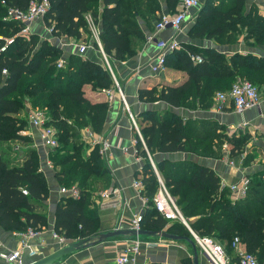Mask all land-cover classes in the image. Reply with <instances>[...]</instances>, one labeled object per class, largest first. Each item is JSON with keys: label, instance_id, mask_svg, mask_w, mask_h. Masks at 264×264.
<instances>
[{"label": "trees", "instance_id": "obj_1", "mask_svg": "<svg viewBox=\"0 0 264 264\" xmlns=\"http://www.w3.org/2000/svg\"><path fill=\"white\" fill-rule=\"evenodd\" d=\"M5 1L0 0V46L3 42L1 36L15 35L21 28L20 22L4 18L7 7L13 5L26 9L30 3V0ZM179 1L165 0L167 9L176 8ZM50 2V9L44 17L52 28V35L84 41L85 34H91L86 18L90 13L100 27L102 47L110 61H123L133 56L146 40L140 20L154 29L163 13L162 0ZM223 5L224 0L214 8L217 31L236 29L239 23L242 28L247 27V38L255 37L256 41L264 42V15L254 13L252 9L245 14V0H236L226 11L222 10ZM208 21L209 25L215 26L210 18ZM38 35L36 32L28 38L17 35L7 50L0 52V143L26 140L19 131L29 122L28 117L17 116L26 110V100L34 108L46 110L49 124L56 127L59 138V145L50 152L52 164L57 168L56 178L61 186L76 184L81 190L79 198L62 197L56 208L55 230L72 241L103 230L99 227L97 208L91 207L96 202L92 196H99L102 188L99 182L107 186L110 180L99 144L89 148L82 135L87 128L93 133H102L109 103L91 101L83 86L89 83L95 90L107 89L114 85V78L102 63L78 53L69 54L65 65L58 67L64 49ZM93 43L98 48L97 43ZM191 53L200 55L202 60L194 61ZM166 64L167 68L184 71L187 78L181 84L163 85L161 89L141 87L139 99L163 100L173 106L194 102L208 109L214 104L215 94L228 90L238 78L251 80L259 90L264 88V56L253 53L229 57L217 51L200 54L181 43L180 48L167 55ZM5 68L6 74L3 72ZM141 116L144 123L139 122L140 130L153 158L157 152L180 151L219 157L223 155L225 143L231 156H239L252 138L250 132L243 130L230 135L224 129L225 125L213 121H184L182 116L169 110L162 114L148 110ZM137 148L145 158L142 192L149 202L142 215L141 227L164 229L170 221L157 210L154 202L161 183L139 137ZM0 149V227L8 232L23 231L30 226L36 229L47 227L45 202L49 186L38 164L36 151L28 147L23 161L13 163L4 157L6 150ZM254 156L253 153L247 154L244 164L249 165ZM157 169L195 232L227 245L228 252L234 249L232 242L239 236L246 249L264 264V170L249 174L247 195L233 200L231 191L222 186L215 170L192 159L158 160ZM23 189H27L28 194H24ZM170 230L192 237L187 226L177 220L171 222ZM236 258L238 260L237 254ZM185 264L193 263L186 258Z\"/></svg>", "mask_w": 264, "mask_h": 264}, {"label": "crops", "instance_id": "obj_2", "mask_svg": "<svg viewBox=\"0 0 264 264\" xmlns=\"http://www.w3.org/2000/svg\"><path fill=\"white\" fill-rule=\"evenodd\" d=\"M221 1L222 0H203L199 6L190 9V13L180 32H177L173 28H167L161 32L160 36L166 40L175 36L180 43L192 47L200 54L217 51L225 54L227 57L234 54L246 53L264 56V42L256 41L255 37L247 38V27L242 28V26L237 23L236 29H231L229 27L230 29L224 32L216 30L215 22L217 19L215 20L214 8H217ZM235 1L236 0H224L222 10L226 11L228 7L232 8ZM162 9L164 12L168 10L165 0H162ZM251 9L254 13L264 15V0H245V14L251 11ZM209 18L214 22L215 26L208 24ZM140 24L146 34V40L137 48V52L133 56L123 61L113 60V67L111 66L116 80L122 88L129 111L125 108L124 102L118 94L113 101L110 102L108 100L106 93L108 88L95 90L89 83L83 86L85 95L91 101L109 103L103 131L102 133L95 134L98 139H106L109 142L108 149L105 152H100L107 164L110 180L107 186H103L101 182L98 184L99 187H102L100 190L117 187L119 192L115 199L113 198L112 201L107 200V202H104L106 200H103L100 196H92V200L96 202L91 205V207L94 208L95 206L97 208L98 217L102 223L100 227L103 229L114 226L120 217L123 218L121 220V226H128L132 217L135 214H144L149 204L147 197H145L142 192L145 184L143 183L142 190H138L133 184L136 179L142 180L145 158L139 153L137 148L138 142H134L139 136L131 121V114L138 122V126L139 122L144 123L141 116L143 112L154 110L162 114L164 111L169 110L182 116L184 121L188 119L190 121L192 120L193 123L199 121H213L225 125L224 129L230 135L240 130L251 133L252 143H249L243 151L242 154L244 157H241L242 154L234 157L231 156L229 147L225 148L223 144V155L216 158L195 155L189 151L157 152L155 158L151 156L156 164L158 160L162 159H192L199 164L213 168L220 176L221 183L224 182L226 184L238 181L241 178H247L249 174L264 170V130L262 128L264 123V88L261 87L262 90L260 89L261 101L259 106L250 108L244 113L236 112L232 103H229V105L225 106L222 110H219L215 104L207 109L194 102L184 106H173L163 100L151 102L139 99V88L141 87L149 89L155 87L161 89L163 85L181 84L187 78L186 73L177 68L168 67L167 70L161 74L153 72L151 62L160 53V50L154 41L147 40V36L152 33L154 29L149 28L143 20H140ZM205 25L206 28L204 29ZM32 28L33 32L39 35L40 33H45L44 26L43 28L42 25L40 26L39 20L33 24ZM34 28L37 29L34 31ZM46 33V37H51L52 34L50 32ZM85 36L91 37V34H85ZM52 40L55 44H58L64 49V57H67L71 53H78L91 60L102 63L101 55L103 54L100 49L94 45L92 38L90 42H85L83 40L75 41L74 39L66 37H64V39L53 37ZM81 42L87 44V48L83 53L79 52V44ZM110 88L115 89L114 86ZM115 92L117 93L116 90ZM26 105L27 107L23 115H27L28 111L33 107L30 102H27ZM30 126L33 135L36 137V144L40 146V148L37 149H39L42 170L47 177L49 186V195L45 202V210L48 215V226L43 228L41 235L33 238L32 242L37 243L38 246H42L43 255H46L60 247L59 242L53 237L52 233L53 230H55L57 205L61 198L67 195L61 192L62 186L55 174L57 168H55L53 164L48 165L46 162L48 150L41 144L38 130L32 125ZM233 126L234 128L236 126L239 128L234 129ZM87 129L82 131V135L87 145H89V148L99 144L101 149L102 143L88 141L85 135ZM224 129L220 130L224 131ZM253 132L257 135H253ZM15 150L17 152L20 151L18 144L15 145ZM19 153L22 155V150ZM252 153L255 154L254 159L249 165H245L243 162L245 156ZM22 156L24 157V155ZM224 187L227 186L224 185ZM171 222L172 221L168 223V226H170ZM0 241L9 248H15L18 245L17 237L12 232L5 231L1 227ZM126 243L127 240L106 241L70 256L61 264H119L116 258ZM198 251L199 264H214L199 248ZM236 254L235 249H232L231 252L227 251V255L230 257L232 264H236L238 261ZM192 255V248L187 242L166 239L157 246H149L143 243L137 259V264H185L186 258H190L193 263ZM0 264L10 263L0 259Z\"/></svg>", "mask_w": 264, "mask_h": 264}, {"label": "built area", "instance_id": "obj_3", "mask_svg": "<svg viewBox=\"0 0 264 264\" xmlns=\"http://www.w3.org/2000/svg\"><path fill=\"white\" fill-rule=\"evenodd\" d=\"M202 1L203 0H180L177 10L175 12H163L160 15L159 19L155 23L153 32L147 36V40L154 41L160 50V53L151 62V68L156 74H161L165 72V70H167V55L181 47L180 41H178L175 36L169 40H166L160 36L161 32L167 28H173L177 32H180L183 28L184 22L186 21L190 13V9L192 7L199 6ZM3 3H6V1L3 0ZM50 6V0H30V3L26 9L20 8L18 6L9 5L7 7V12L4 18L20 22L21 28L15 35L8 37L1 36L3 42L0 46V52H5L9 45L13 43L17 35H21L28 38L33 33V24L37 22L40 18H43L45 16V14L50 9ZM86 18L91 33V38L97 43L98 48L104 55V58L107 62V65L114 78L115 85L117 87V93L113 88H108L106 90L107 98L111 102L118 94V96L124 102L125 108L127 109V111H129V107L126 103L122 88L118 84L116 77L113 73L112 67L109 64L108 57L106 56L103 50L100 39V28L90 13L86 14ZM48 30L50 31V33L52 32L51 27H49ZM86 48L87 44H79L80 53H83ZM190 55L194 61L200 62L202 60V57L200 55L192 53ZM65 63L66 57L63 56L58 60L57 66L62 67L65 65ZM3 72L6 74L7 69L5 68ZM260 101L261 92L258 86L247 78H238L228 90L219 91L214 96V104L217 105V108L219 110H222L225 106L229 105V103H232L235 111L239 113H244L250 108L259 106ZM130 116L131 121L135 129L137 130L138 136L149 155L151 165L155 170L156 174L158 175L161 183L160 189L154 198L155 207L157 208V210L169 221H182L189 228V231L191 232L192 238L196 242L197 247L203 253H205L214 264H232L230 257L227 255V253L223 249V246L220 243L215 241L213 237L201 236L192 229V227L184 217L181 209L177 205L175 197L171 195L167 187L164 185L159 175L157 164L153 161L147 148V145L144 141V138L138 126V122L132 114ZM27 117L30 125H32L38 130L41 144L48 150L46 154L47 164H52V161L50 159V152L59 145V138L56 127H54L52 124H49L50 119L46 110L40 107H32L28 111ZM236 128L238 129L239 127L236 126L234 129ZM262 128L264 130V123L262 125ZM85 135L88 141H91L93 143H102V147L100 149L101 152H105L108 149V140H102L100 138L98 139L96 137V134L93 133L92 130L87 129ZM253 135H255V132H253ZM134 142L137 143L138 139H135ZM250 143H252V140ZM224 146L225 148H228L227 143H225ZM241 157H244V155L242 154ZM133 184L138 190L143 189L142 180L136 179ZM224 185H226L231 191V196L233 200L242 199L248 193L250 179L249 177L241 178L238 181H234L228 184L222 182V186ZM61 192L64 195L73 198H79L81 195V190L76 184H73L71 186H62ZM118 192L119 189L117 187H113L110 189L100 190L98 194L103 200H106L104 202H107V200L112 201L113 198L115 199V197H117L118 195ZM23 193L28 194L27 189H23ZM142 215L143 214H135L132 217L128 226L136 229L141 228ZM122 219L123 218L121 217V220ZM42 230L43 229H36L30 226L23 231H13L12 233L18 239V245L15 248H9L0 241V259L10 264H30L37 260L39 257L43 256V247L38 246L37 243L32 242L33 238L41 235ZM52 235L59 242L60 246L66 244L69 241L66 236L60 234L56 230H53ZM165 240V238L148 239L144 237L127 240L126 245L120 251V254L117 256L116 261L119 264H137V259L141 252V246L143 243L149 246H157L163 243ZM232 246L238 255V261L236 264H260L256 255L246 249L245 243L241 241L239 236H236L234 238Z\"/></svg>", "mask_w": 264, "mask_h": 264}, {"label": "water", "instance_id": "obj_4", "mask_svg": "<svg viewBox=\"0 0 264 264\" xmlns=\"http://www.w3.org/2000/svg\"><path fill=\"white\" fill-rule=\"evenodd\" d=\"M156 238V239H171L174 241H185L190 244L193 255V263L199 264V251L194 239L190 236L175 233L170 230V226L164 229H146V228H132L129 226H121V217L114 226L107 229L100 230L89 236L77 238L68 241L66 244L58 247L52 252L39 257L30 264H61L70 256L84 251L97 244L112 241V240H132L136 238Z\"/></svg>", "mask_w": 264, "mask_h": 264}, {"label": "rangeland", "instance_id": "obj_5", "mask_svg": "<svg viewBox=\"0 0 264 264\" xmlns=\"http://www.w3.org/2000/svg\"><path fill=\"white\" fill-rule=\"evenodd\" d=\"M169 11H174V10H176V8H172V9H168ZM167 10V11H168ZM164 12V11H163ZM46 17H43V18H40L39 19V21H40V26L42 25V28H43V26H44V31H45V33H43V34H41L40 33V35H38L39 37H40V39H48L49 41H52L53 42V40H52V38L53 37H55L54 35H51V37H46L47 36V33L46 32H50L48 29H49V26L46 24ZM153 23H154V21H153ZM152 23V24H153ZM37 28H34V31L36 30ZM59 38H64V37H59ZM67 38V37H66ZM84 38V41L85 42H90L91 41V37L90 36H84L83 37ZM92 42H93V40H92ZM82 43V42H81ZM101 60H102V64H103V66L105 67V68H107L109 71H110V69H109V67H108V65H107V62H106V60H105V58H104V55H101ZM108 61H109V64L112 66L113 64H112V60L110 61L109 60V58H108ZM113 67V66H112ZM111 72V71H110ZM114 90H116L117 91V87H116V85H115V81H114ZM222 90H224V89H222ZM28 101L26 100V102L25 103H27ZM17 116H20V117H22V116H24L23 115V111L20 113V114H18ZM140 125V124H139ZM31 126H30V123L29 122H27V123H25V125L20 129V134H22V135H24V136H26V140H9V141H4V142H1L0 143V147L1 148H3L4 150H6V154L4 155V157L5 158H9L13 163L14 162H17V163H21L22 161H23V156L22 155H25V150L28 148V147H30V148H33L35 151H36V154H37V156H38V160H39V162H38V164H39V166H40V169L42 170V166H41V160H40V154H39V149H37V148H40V146H39V144H38V146H37V144H36V137L33 135V131L31 130V128H30ZM218 141H220V140H218ZM16 144H18L19 145V148H20V151H16L15 150V148H14V146L16 145ZM1 150V149H0ZM21 150H22V155H20V153L19 152H21ZM216 158V157H215ZM176 198V197H175ZM176 201H177V198H176ZM178 202V201H177ZM179 204V203H178ZM179 205H181V204H179ZM102 223H101V221L99 220V227L100 226H102L101 225ZM217 241V240H216ZM218 243H220L222 246H223V249L225 250V252L227 253V251H228V249H227V245H225V244H223L222 242H219L218 241ZM262 264V263H261Z\"/></svg>", "mask_w": 264, "mask_h": 264}]
</instances>
